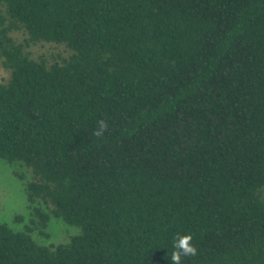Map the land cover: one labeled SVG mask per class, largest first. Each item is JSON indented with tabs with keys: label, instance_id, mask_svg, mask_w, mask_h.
Returning <instances> with one entry per match:
<instances>
[{
	"label": "trees",
	"instance_id": "1",
	"mask_svg": "<svg viewBox=\"0 0 264 264\" xmlns=\"http://www.w3.org/2000/svg\"><path fill=\"white\" fill-rule=\"evenodd\" d=\"M0 62V159L80 229L0 224V264H264V0H0Z\"/></svg>",
	"mask_w": 264,
	"mask_h": 264
},
{
	"label": "rangeland",
	"instance_id": "2",
	"mask_svg": "<svg viewBox=\"0 0 264 264\" xmlns=\"http://www.w3.org/2000/svg\"><path fill=\"white\" fill-rule=\"evenodd\" d=\"M16 41L33 59L45 58L49 62L67 57V48L46 42L30 43L22 31L13 34ZM11 72L0 62V82L7 83ZM32 171L22 164H10L0 159V224L7 225L16 232L30 229L33 239L46 246L69 243L78 235L80 229L67 225L60 219L50 217L46 227H43L36 214V209L50 213V208L37 201H29L28 185L33 181Z\"/></svg>",
	"mask_w": 264,
	"mask_h": 264
},
{
	"label": "clouds",
	"instance_id": "3",
	"mask_svg": "<svg viewBox=\"0 0 264 264\" xmlns=\"http://www.w3.org/2000/svg\"><path fill=\"white\" fill-rule=\"evenodd\" d=\"M100 128L103 130L105 125L101 122ZM96 135H100L101 131H97ZM176 251L172 253L171 260L173 264H181V257L194 256L197 253V249L191 244V237L184 235L179 237L174 245Z\"/></svg>",
	"mask_w": 264,
	"mask_h": 264
}]
</instances>
